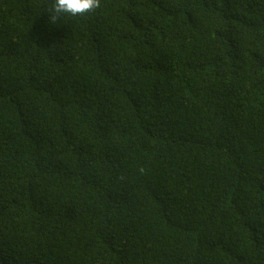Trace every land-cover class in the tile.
Here are the masks:
<instances>
[{"label": "trees", "instance_id": "1", "mask_svg": "<svg viewBox=\"0 0 264 264\" xmlns=\"http://www.w3.org/2000/svg\"><path fill=\"white\" fill-rule=\"evenodd\" d=\"M53 2L0 0V264H264V0Z\"/></svg>", "mask_w": 264, "mask_h": 264}, {"label": "clouds", "instance_id": "2", "mask_svg": "<svg viewBox=\"0 0 264 264\" xmlns=\"http://www.w3.org/2000/svg\"><path fill=\"white\" fill-rule=\"evenodd\" d=\"M101 6V0H54L51 9H49V18L53 22L65 14L82 17ZM140 171L143 173L144 169L141 168Z\"/></svg>", "mask_w": 264, "mask_h": 264}]
</instances>
